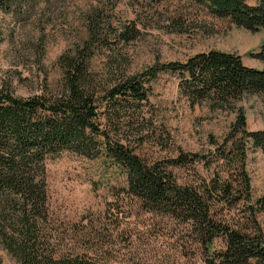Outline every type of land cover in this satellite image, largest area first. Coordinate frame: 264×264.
I'll return each instance as SVG.
<instances>
[{"label":"trees","instance_id":"obj_1","mask_svg":"<svg viewBox=\"0 0 264 264\" xmlns=\"http://www.w3.org/2000/svg\"><path fill=\"white\" fill-rule=\"evenodd\" d=\"M120 1L108 4L112 9ZM131 1L153 11L177 2L171 11L177 30L184 28L183 15L201 12L249 31L264 28V0ZM108 4L86 13V37L59 55L57 89L24 97L8 81L0 83L1 246L19 264H98V245L116 235L112 223L91 214L62 225L50 215L46 164L70 152L121 176L113 187L117 202L178 224L180 242L189 244L202 264H264L258 220L264 193L254 196L247 168L251 151L264 153V129H248L239 108L225 134L207 136L210 147L202 153L178 146L163 157L143 152L148 144L170 147L168 132L148 107L149 82L158 73H176L190 105L206 101L229 109L247 94L264 92V67L245 66L232 51L208 49L134 74L118 54L95 72L96 51H115L138 34L134 22L115 26L105 11ZM30 8L26 0H0V11L14 16ZM259 56L264 58V50Z\"/></svg>","mask_w":264,"mask_h":264},{"label":"rangeland","instance_id":"obj_2","mask_svg":"<svg viewBox=\"0 0 264 264\" xmlns=\"http://www.w3.org/2000/svg\"><path fill=\"white\" fill-rule=\"evenodd\" d=\"M26 1L32 8L21 16L0 11V83L8 81L14 93L24 97L58 88L59 55L86 37V13L109 0ZM109 5L105 11L112 23L134 22L138 34L128 44L118 43L115 51H96L91 61L95 72H102L118 54L127 60V73L134 74L155 63L185 61L208 49L232 51L241 55L245 66L264 67L259 56L264 50V28L249 31L201 12L183 15L179 22L184 28L177 30L171 15L177 2L157 11L142 9L131 0L120 1L112 9ZM178 83V75L170 72H160L149 82L148 107L155 123L168 132L170 147L148 144L145 157H163L177 146L187 152L206 151L207 136L225 134L239 108L248 129H264V92L247 94L222 109L206 101L190 105ZM247 168L253 194L259 197L264 193V153L251 151ZM45 174L51 217L65 225L92 214L112 223L116 235L108 245H98V264H202L190 245L180 242L178 224L131 203L117 202L113 187L123 179L116 172H104L98 161L63 152L48 160ZM258 220L264 231V212ZM0 264H19L1 244Z\"/></svg>","mask_w":264,"mask_h":264}]
</instances>
